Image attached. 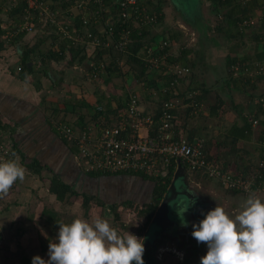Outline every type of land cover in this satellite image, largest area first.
<instances>
[{"label": "built area", "instance_id": "1", "mask_svg": "<svg viewBox=\"0 0 264 264\" xmlns=\"http://www.w3.org/2000/svg\"><path fill=\"white\" fill-rule=\"evenodd\" d=\"M239 1L243 7L253 2L256 4L246 14L237 15L236 31L241 37L250 31H254V35H260L257 40V51L262 52L264 51V31L259 29L264 25V0ZM19 2L26 6L22 7L23 13L17 23L10 29L9 26L3 27L4 41L9 43L17 35L36 33L39 29L48 31L52 38L55 37L57 45L59 42L66 43V50L77 46L83 49L87 56L86 74L93 81L105 75V68L109 64L107 59L110 57L109 54H104L101 59H98L97 47L104 49L106 53L116 51L125 59L132 51V49L128 50V44L133 43L130 37L131 30L150 28L154 34L153 26L157 24L160 17L159 13L148 12L147 0H108V2L64 0V2L56 3L48 2V0H13V7H16ZM110 5L114 8L110 9ZM115 16L122 19V24L125 26L118 36V41L113 39ZM76 17L82 21L81 28L74 24ZM90 26L94 34L86 31V28ZM138 35L143 36L140 31ZM151 38H154L151 33L142 38L148 43L140 47L137 52L142 55L140 58L148 71H151V74L176 77L170 83V89L160 87V91L165 93L168 90L173 97L163 103L157 117L151 113L146 114L141 109V99L134 89L138 82L129 81L124 85L125 108L116 111V119L113 120V116H109L112 124H104L101 116L82 128L77 124L63 122L57 124L56 128L62 137L68 143L76 145L78 149L76 156L85 171L103 174L131 172L165 179L169 177L170 168L173 167L170 176L173 179L178 168L182 166L189 179L193 180L192 182L196 181L194 177H202L216 181L218 186L229 191L247 197L252 194L258 196L259 192L264 190V159L259 161L252 173L232 174L223 171L216 161L205 157L202 152L203 138L199 137L194 143H190L186 133L177 132L174 125L179 115L176 113L184 112L187 108H192V113H195L202 104L196 99L199 95L197 90L185 92L183 98L179 97V90L176 89L178 78L190 77V69L170 60L174 52L173 43L169 37L156 38V42L152 43ZM114 62L118 67L124 63L119 57ZM241 66L244 67L242 70L244 75L253 79L264 75V62L252 60L236 62L232 65L230 72L233 78L238 77ZM252 67L255 69L253 70ZM122 70H125L123 66ZM185 100L190 101L185 102ZM257 102L264 109V97H258ZM96 111L103 112V109L99 106ZM252 124H258V118L254 115ZM261 129L263 130L264 127ZM9 133V129L0 133V162L13 159V142ZM261 144L264 147V141ZM161 182L163 183L162 180Z\"/></svg>", "mask_w": 264, "mask_h": 264}, {"label": "rangeland", "instance_id": "2", "mask_svg": "<svg viewBox=\"0 0 264 264\" xmlns=\"http://www.w3.org/2000/svg\"><path fill=\"white\" fill-rule=\"evenodd\" d=\"M166 2L168 5L173 4V0H168ZM19 4L20 2L18 5ZM187 5L188 9L186 10L187 13H185V16L182 11L176 12L178 19H182V17L186 18V23L183 24L185 26V33L182 36L180 32L174 31V36L178 40L182 41L183 45H187L186 48L190 49L198 57L199 60L196 65L199 72H201L200 74L202 80H206L209 85H212L210 90L209 88L211 86L207 87L208 90L207 93H205L206 95L208 94V91H211L209 95L211 94L210 98L212 100L209 99L210 101H208L206 97L204 99L202 98V106L197 109L195 113H192V111L188 113L190 118L188 117L187 119V126L193 125L197 128L198 133L201 137H203L204 141H212L214 147L218 146L220 150H215V148L213 151L215 154L218 152L223 155L224 151H233L231 155L226 154L230 158H233L231 162H227L228 167H225L226 162L224 160L218 162L223 171H228L233 174L235 173L236 159L237 161L240 157V159H244L246 154H243V152L251 153L250 151L254 150V153H257L260 144L257 142L256 145V142L254 141H249V144L245 145L238 142L232 143V138H229L231 137L230 135L227 136L228 131L224 128V126L230 129L233 124L230 120L231 117H235L236 119V117L239 118L246 115L252 119L254 114L257 115V112L260 111V106L254 103L252 99L259 96L264 97V83L258 82L255 88H247L245 92H240L233 89L232 85H228L227 82L224 83L223 80L212 83L213 78H210V75H212V68L209 73L208 66L213 63L215 65V69L218 68L220 76H223L226 68L224 65L226 62V56L229 52H231L232 47L239 44L238 41H242V43L238 45L240 47H234L233 49V51L237 54V57L243 58L248 56L249 58H253V55L255 54L253 44L254 31H250L240 38H228L229 32L233 33L234 29H230L227 33V28L225 27V16H223L225 13L224 10L218 9V11H213L210 3L206 0H189ZM0 6L4 10L3 13H0V25L5 27L10 22L8 13L13 7V0H0ZM39 39L44 41V45L48 49L52 41V36H50L48 31L39 29L36 33L34 32L28 34L21 39V41L17 42L20 46H18L19 49L15 50L18 53V56L17 53L16 56L20 58L24 47L32 44L34 45ZM179 42H177L178 47ZM260 46L262 45L260 44ZM12 51L15 54L14 49H12ZM34 60L37 61L36 68H42L40 61L37 58H34ZM252 60H254V58ZM49 64L47 69L50 73L53 72L54 69H59V67L62 68V65L50 68L51 66ZM18 65L19 64H17V67ZM17 69L18 68H16V70ZM84 72L86 74V71ZM32 82H34V84L36 83L34 80ZM198 94L201 96L200 90L198 91ZM217 97H219L221 102ZM213 112L216 114L212 115ZM179 115L181 120L187 118L184 116V112H180ZM216 116L220 117L218 118ZM261 124L264 127L263 122H260L258 118V124L254 125L255 129L258 130V133L262 128ZM258 135H260V137L262 136V134H257V137ZM254 160H256L255 163L258 161L257 155ZM60 162L63 170L61 172H56L55 170L56 175L61 174V179L63 181L67 180L66 182L70 183L72 188L75 189L77 193H80V190H82L80 179L85 178L84 174L82 173V178H80V173H78L75 178L74 176H71L67 179L68 175H75V171L70 170L72 159H62ZM54 168L56 169V167ZM255 169L256 168L254 167L251 170H248L247 173H252ZM51 174L46 171H42V175L45 178L39 177L40 175L32 178V176L26 171L24 180H17V182L12 186V189H10L9 193L1 198L0 264H24L22 262L23 259H26L29 264H32V259L35 256H39L45 261L49 259L48 246L50 242H55L59 232V225L47 222L46 215L41 214L40 210L42 208H44V210L48 209V211H56L55 213H57L59 223H71L76 218H82L91 222L98 216L107 219L110 225L121 235L128 231L139 238H143L145 247L144 253H149V256L154 259L155 264H200L201 257L205 256L208 251L207 245L205 243H197L195 239L190 242L191 240L189 241V238L192 236V225L198 224L207 214V210L205 211V209H201L203 188L205 186L212 188L214 191L213 195H215L218 202L221 201L222 203L224 201L225 194L217 196V193H222L223 191L233 193L232 191L218 186L216 181H210L202 177H194L199 181H194L196 183L195 184L192 182L193 180H190L191 185L183 188V190L185 191L189 189V191L194 193V197H198V199L191 202L188 195H177V199L170 202L168 205L169 212L166 213V221L154 223L152 221L153 218L147 222L144 215H139L133 209H128V207L126 208L120 205L118 210L113 212L112 209L107 206L101 207L100 205L94 203L95 199H101V196H104V194L111 196L112 192L115 193L117 191H120L122 194H129L133 192L134 195L141 196L144 189L142 190L137 187V184L120 181L114 177L109 179L101 178L102 180H88V182L83 186L86 188L85 190L87 193L93 192L94 201L90 202L87 210L82 206V199L80 197H72L70 200L58 202L53 194L51 195V193H47L46 186L49 185L48 176ZM188 178L190 177L188 176ZM44 179L46 180L44 181ZM148 181V185H151ZM199 182L202 183L201 186L197 185ZM17 187L18 190H21V188L23 189L21 192L23 196L17 199L12 198L13 200L10 199L7 201L12 192L17 191ZM218 190L222 192H218ZM201 192L202 194H200ZM231 193L229 194L231 195ZM95 194L101 195L96 196ZM29 195H32V199L26 198ZM236 198L242 197L236 196ZM111 200L112 199L109 198L106 199V201ZM214 200L215 199H209L207 202L209 203L210 201L212 204L217 201ZM15 202L19 203L12 207L14 209V213H12V215H5L4 212L7 211L9 205L11 207V205L15 204ZM232 203H226V208L229 206V208L233 209L235 205ZM189 204L190 206L188 207V210L183 213V217L178 215V208L186 207ZM107 205L110 206V204ZM205 206L207 208L209 207L207 204H205ZM225 212L227 211L225 210ZM115 213L117 215H115ZM181 223L187 224V226H181L182 229L177 227L180 226ZM163 226H166L165 229ZM173 228H175L174 234L177 233L175 231L186 234V236L181 238L180 242L179 240H172ZM158 233L161 235L165 234L167 237L166 239L171 240V244H167L166 247H163L162 245L164 243H162V240L164 237L161 238L158 236ZM175 242L176 247L174 245Z\"/></svg>", "mask_w": 264, "mask_h": 264}, {"label": "crops", "instance_id": "3", "mask_svg": "<svg viewBox=\"0 0 264 264\" xmlns=\"http://www.w3.org/2000/svg\"><path fill=\"white\" fill-rule=\"evenodd\" d=\"M166 1L168 0H161L162 10L160 13H162L161 14V17L163 19L161 22L162 24L158 28H156L154 34L151 32L152 36L156 37L157 39L158 38L164 39L166 37H169L171 34L174 36V31L180 32L182 36L185 33V26L183 24L186 23L185 21L186 18L182 17V19H178L176 12L182 11V13L185 16V13H187L186 10L188 9L187 3L189 2V0H173V4L171 5L170 4L168 5ZM173 41H172L173 43L172 50L174 52V55L171 57L170 60H173V62L181 64V62H178L176 60L181 58L183 53L182 49L186 48L187 45H181L183 44L182 41L178 40L176 37L174 38ZM177 42H179V47ZM52 43L53 44H50L48 49L45 47L44 42L41 44L40 47H38L39 55L41 59L46 56V53L50 49L52 48L57 49V43L54 41ZM32 45H29V47ZM18 46H20L18 45V43L7 44L5 45V49L3 50V53H0V121L2 125L5 126L7 129H9V131L11 132V139L16 147L15 150L16 157H18L19 163L26 168L28 174H30L32 178L38 176L37 174L32 172L31 169L26 167V165L32 163L33 160H36L41 168L39 177L45 178L42 175V171H46L50 174L52 173L51 175L48 176L49 185H50V178L52 176H57L61 179L60 176L61 174L56 175L55 173V170L56 172L58 171L61 172L63 170L60 160L72 159V162L70 164V170L75 171V175H68L67 179H69L71 176H74L75 178V176L78 173H80V178H82V173L84 174L85 178L80 179V183L82 186V190H80V193H86V194L89 193V192L87 193V191L85 190L86 188L83 186L85 183L88 182V180L91 179L102 180L101 178L109 179L114 177L115 179H118L120 181H127L131 184H137V187H139L142 190L144 189V191H142L141 196H136L134 195L133 192L129 194H122L120 191H117L115 193L112 192L111 196L104 194V196H101V199L105 204L107 202H108L107 204L110 205L130 202L138 205H144L145 203L150 202L152 198V190L154 183L148 180H143L139 176L125 175V174L100 176V177L88 176L87 172L85 171L82 163L77 158L76 154L72 153L71 150L64 145V143L60 140V137L56 134V131L53 128V122L54 120L61 119L65 123L71 125L77 123L79 124V122H82L83 124L89 123L93 121L95 115H97L95 108L98 105L103 108L109 106L111 113L110 114L107 113V114L109 116H112L113 113H116L118 109L122 108L124 101H126V92L124 90L125 88L124 85L127 84V82L129 81L138 82V85H136L134 89L137 95L139 96V98L141 99V109L143 111H146L148 109L150 110V103L156 100L154 99L156 98V91H158V88H160L161 86L160 83H163L164 81H160L158 83L156 82V80L151 82L150 79L149 81L146 80L145 82H139L138 77H136V73L130 72L129 66L127 65L124 66L125 69L124 76L121 75L118 77L117 76L112 77L109 79L108 83L104 82V79L107 77L106 75H103L99 81H90L88 80V77H86L87 75L84 72L86 71V60L79 65L78 63L71 60V52L70 50H66V49H65V54L63 56L64 58L62 60L58 62L51 61L49 64L51 66L50 68L52 67L55 68V66L57 65L58 67L62 65V68L59 67V69H54V71L50 73V71H48L47 69L48 67L47 64L46 66L47 72L46 74H43L40 73V70H42L43 68L37 69L36 68L37 61H35L34 63L35 73L29 75L24 80H20L16 76L17 74L16 68L19 62V57H17L18 53L15 50L19 49ZM12 49H14L15 54L13 53ZM40 57L38 56L36 58L39 60ZM184 58L186 60L185 63L187 64L186 66L183 64L181 65H183L184 67H188L192 75L189 79V83H190L189 87H193V88H197L198 90L199 89L201 90V86H202V89L208 90L207 87L211 86L209 88L210 90L212 88V85H209L206 82V80H202L200 74L201 72H199L197 68L196 64L198 63L197 61L199 60L198 57L190 49H188V53L185 55ZM208 67H209L208 69L209 73L212 68V75H210V78H213L212 83L220 81L222 80L221 78L224 77H225L224 79H227L226 68L223 76H220L218 68L215 69V65L213 63ZM153 75H157V73L156 74L152 73L150 77H152ZM33 80L36 81L35 84L34 82H32ZM187 85H185L184 87H187ZM210 92L211 91H208V94L206 95L204 94L205 96H203V99L206 97V99L210 101L209 100L211 99L210 98L211 94L209 95ZM244 118L248 121H251L250 131L245 132L243 135H239L237 137V140H234L233 137H229V138L233 139V143L238 142L245 145V144H249V141L250 142L254 141L256 142V145L257 142H259V144L262 146L261 144L262 138H260V135H258L257 137V134H262V132L260 131L261 129L259 130L258 133V130L255 129V126L252 124L251 117H247L246 115H243L242 117L239 118L236 117V119L235 117L230 118V120L233 122L230 129L224 126V128H226L228 131L227 136L229 135L231 136V133L234 134V132L236 133L238 132L239 134H241L240 130L244 127V121H243ZM259 147L257 153H254V150L250 151L251 153L243 152V154H246L245 158L240 159L241 158L240 157L239 160L236 162L238 163V168L241 169L239 170V172H243V171L248 172V170H251L254 167L256 168L257 163H255L256 160H254V158L257 155V160L260 161ZM22 160H24V162H22ZM52 165H56V166H52ZM54 167H56V169ZM45 180L46 179H44V181ZM66 181L67 180L63 182L70 184ZM147 181L151 185H148ZM196 181L198 182L199 180ZM201 184L202 183L199 182L197 185L201 186ZM48 186H46L47 187L46 191L47 193H50ZM203 189L204 190L202 191L203 198L201 199L202 202L201 209L202 210L205 209V211L207 210L206 212H209L210 209L214 210L216 206H220L227 211L226 213L230 217H234V215L237 214V212L241 209L244 201L247 198V196L238 193H234V192L231 193L224 191L222 192L218 190V192H222V193H217V196H221V194H225L224 195L225 198L222 203L221 201L218 202L215 195H213L214 191L212 190V188L205 186ZM16 190L19 192V194L17 191L15 192L13 191L12 194L8 197L7 201H9L12 198L17 199L23 196V194H21V192L23 191L22 188L21 190L20 189L18 190L17 187ZM202 192L200 194H202ZM229 193H231V195ZM17 194L19 197L17 196ZM192 194L194 196V193ZM88 195L94 196L93 192L89 193ZM95 195L100 196L101 194L99 195L95 194ZM236 196H241L242 198H236ZM31 197L32 195H29L26 198L32 199ZM258 197L261 198L262 201H264V190L259 192ZM107 198L112 200L106 201ZM195 199H198V197H194L192 201H194ZM209 199L210 200L215 199L214 201L216 200L217 201L211 204L210 201L209 203L207 202ZM232 202L235 205L234 208L233 209L229 208V206L226 208L225 206L227 205L226 203H232ZM18 203L15 202V204L11 205V207L9 205V208H7V211L4 212V214L12 215V213H14V209L12 207ZM205 204L209 206L208 207L209 210L205 206ZM43 210L44 208L40 210L41 214ZM181 226L182 223L180 226L177 227L182 229ZM165 227L166 226H164L163 228L165 229ZM174 229L175 228H173L172 240L173 241L179 240L180 242L181 238H183V236H186V234L178 231H175L177 233L174 234ZM158 236H160L161 238L164 237L162 240L163 241L162 243H164L162 245L163 247H166L167 244L168 245L171 244V240L166 239L167 237L165 236V234L161 235L160 233H158ZM192 240L194 241V238L191 236V238H189V241L192 242ZM175 244L176 242L174 243V245Z\"/></svg>", "mask_w": 264, "mask_h": 264}, {"label": "trees", "instance_id": "4", "mask_svg": "<svg viewBox=\"0 0 264 264\" xmlns=\"http://www.w3.org/2000/svg\"><path fill=\"white\" fill-rule=\"evenodd\" d=\"M59 1L64 2V0H48V2H54V3L59 2ZM206 1L210 3L213 11H218V9L225 11L223 16H225V23H226L225 27L227 28V33L229 32L230 29L231 30L234 29L233 33L229 32L228 38H231V37L232 38L233 37H239L240 38L241 36H239V34L237 33L236 28H235L236 22L238 20L237 15L246 14L249 10L252 9L253 6H255L256 3L255 2L249 3V5L247 7H243L239 0H206ZM104 2H108V0H104ZM146 3H147L146 6H147L148 12H150V13L154 12V13L160 14V17L158 19L157 24L155 26H153L154 29L156 30V28H158L162 24L161 22L163 20L161 17L162 13H160L162 10L161 0H152V1L147 0ZM63 5H65V4L63 3ZM25 6H26L25 4L24 5L20 4V5H17L16 7H12L9 10L8 14H9V21L10 22L6 25V26H9V29L12 25H14L15 23H17L20 20L21 13H23L22 7L24 8ZM110 6H111L110 9L114 8V6H112V5H110ZM3 11L4 10L0 6V13H3ZM81 22L82 21L78 17H76L74 20L75 26L76 27L78 26L79 28L82 27ZM113 22H114V24H113V33H114L113 39L118 41V36L121 34V32L123 31L125 26L122 24V19H119L117 16H115L113 18ZM130 27H131V25H130ZM259 30L264 31V25H262V27ZM86 31L92 32L94 34L93 28L91 26L87 27ZM138 31H140L142 33V35H143L142 37L140 35H138ZM4 33H5V30L0 25V53L3 52V50L5 49V45L17 43V42L21 41V39L25 36L24 33L17 35L16 37L12 38L9 43H6L3 39ZM150 33H151L150 28L146 29V30H143V29H138V30L132 29L131 30L130 37L133 39V43L128 44V46H129L128 50L132 49V51H130L131 54H129V53L127 54L126 59H124L116 51H110V53H106V51L104 49H99V47L96 48L98 59H101L104 56V54L110 55V57L107 59L109 61V64L105 68V75L107 76L104 79L105 83H108L109 79L112 77H116V76L118 77L121 75L124 76L125 74H124V71L122 70V66L124 67L125 65H127V66H129L130 72L136 73V77H138L139 82H145L146 80L149 81L150 79H151V82L155 81V80L158 83L160 81H164L163 83H160L161 84L160 87L161 88L165 87L167 89H170V83L176 77L172 76V75L168 76V75H162V74H157V75H153L152 77H150L151 71H148L145 63L141 60L140 57L142 55L137 53L138 50H140V47L142 48L144 45H146V43H148V41L142 40V38H144L146 35H148ZM259 37H260V35H258V34L253 36V40L256 42V43L255 42L253 43L254 44V51H255L253 58H254V61L262 63V62H264V51H262V52L257 51V48H258L257 40L259 39ZM174 38L175 37L172 34L169 36L170 41H173ZM151 39H152L150 41L151 43L156 42V37L151 38ZM53 41L56 42L55 37L52 38L51 44H53L52 43ZM43 42H44L43 40L39 39L34 45H32L30 47L25 46L24 50H22L20 58H19V62H18L19 65L17 67L18 69H17V74H16L17 78H19L20 80H24L29 75H32L33 73H35V70H34L35 60H34V58H36L38 56L40 57L38 47H40ZM238 42H239V44L235 45L234 46L235 48L240 47L238 45H240L242 43V41L241 42L238 41ZM181 45H183V44H181ZM234 47H232L231 52H229L226 56L225 66L227 69V76H226L227 79L222 78L223 82L224 83L227 82L228 85L229 84L232 85L233 89H236L240 92H245L247 88H254L256 86V84H258V82L264 83V75L261 77L257 76L255 79H253V77L244 75V73L242 71L244 67H242V66L240 69L241 72L239 71L240 73H239L237 78H233L231 76L230 68L232 67V65H235L236 62H251L253 59V58H249L248 56H245L243 58L237 57V54L233 51ZM65 48H66V43L65 42H59L57 45V49L52 48L46 53L45 57H43L42 59L40 57L39 58L40 64L43 68L42 70H40V73L46 74L47 71H46L45 67L51 61L58 62V61L62 60L64 58L63 56L65 54ZM182 50H183V53H182L181 58L176 60V61L181 62V64L186 66L187 63H185L186 60L184 57L188 53V49L183 48ZM70 52H71V60L78 63L79 65L82 64V62H84L87 59V56L85 55L83 49H81L78 46L70 48ZM117 57L121 58L123 61L125 60L122 66L118 67L117 65H115L114 61L116 60ZM171 61L173 62V60H171ZM177 64H179V63H177ZM183 65H181V66H183ZM252 68H253V70L255 69L254 67H252ZM191 76L192 75H191V71H190V77ZM190 77L178 78V84L176 85V89L179 90V97L180 98L184 97L185 92H188V91L194 92L195 90H198L197 88L189 87ZM88 80H90V79L88 78ZM99 80H96V81H99ZM90 81H93V80H90ZM217 82H219V81H217ZM185 85H187V87H184ZM185 90H187V91H185ZM200 91H201V96L199 95L196 97L197 101H199L198 103H200V101H202V98H203L202 96H205L204 94L207 93V90L202 89V86H201ZM172 97L173 96L170 94V91L167 90L164 93V92L160 91V88H158V91H156V98H154L156 100L153 101L152 103H150V110L148 109L144 112L146 114L151 113L155 117H157L160 114V110L163 107V103L168 101ZM217 98L219 99V97H217ZM257 98L258 97H254L252 99L253 102L256 104H258ZM189 101L185 100V102H189ZM219 101L221 102L220 99H219ZM125 103H126V101H124L122 108H125ZM107 107L106 108L102 107L103 112H97L96 111L97 115H95L94 120L101 116L100 118L104 119V121H103L104 124H106V125L112 124L113 122L109 119V115L107 114V113L110 114L111 110H110L109 106H107ZM98 108H99V105L96 106L95 109H98ZM71 110H73V109H71ZM192 110H193L192 108H187L184 110V116L187 117L184 120H181L180 115L178 113H176L177 115H179V118L176 119L177 120L175 123L176 125H174L175 129H177V132L182 131V132L187 134V139L190 143H194L196 141V139L199 137L203 138L198 133V130L196 127H194L193 125L187 126V123H188L187 119L189 117L188 113ZM180 112H182V111H180ZM214 114H216V113L213 112L212 115H214ZM112 116H113L112 119L114 120V119H116L117 114L113 113ZM254 116H255V118H259L260 122H263V124H264V109L261 106H260V111L257 112V115L254 114ZM216 117H218V116H216ZM243 121H244V127L240 130L241 134H239L238 132L237 133L234 132V134L231 133V137H233L234 140H237V137L239 135H243L245 132L250 131L251 121H248L245 118L243 119ZM61 122L65 123L61 119L54 120L53 128L55 129L56 134L60 137V140L64 143V145L68 149H70L72 153H75L77 155L78 149H77L76 145L74 143H68L62 137V135L60 134V131L56 128L57 124L61 123ZM65 124H68V123H65ZM79 124H81V125H79ZM79 124L77 123V125L82 128L89 123L83 124L82 122H79ZM5 130H7V128L5 126H3L1 121H0V133L2 131H5ZM261 132H262L263 137L261 136L260 138H262L261 141L263 142L264 141V139H263L264 138V130H261ZM9 134H11V132ZM233 139H232V143H233ZM213 147H214V144L212 141H209V142L204 141V144L202 145V150H203L202 152L205 155V157H207L208 159H212V160L216 161L217 163L224 160L226 162L225 167H228L227 162H231L233 158H230L227 155H231L233 151H230V150L224 151L223 155L218 153V152H216V154H215L213 152L214 149L216 148L215 150H218L219 147L218 146H215L214 148ZM15 150H16V147H15V144L13 143V152L14 153H15ZM259 153H260L259 154V158H260L259 160H261V159L263 160L264 159V147H262V146L259 147ZM235 159H236V157H235ZM238 160H239V158H238ZM22 162H24V160H22ZM236 162H237V159H236ZM258 162L259 161H257L256 163L258 164ZM26 167L31 169L32 172H34L35 174H37L39 176L41 168H40L39 163L36 160H33L32 163L26 165ZM239 170H241V169L238 168V165L236 163L235 173L239 172ZM172 172H173V167L170 168L169 177H165V179L161 178V177L156 178V177L139 175V174L131 173V172H129V173L123 172V173H117V174H103L101 172H91V171L87 172V175L90 177L112 176V175H120V174L123 175V174H125V175L139 176L143 180L151 181L152 183H154L153 190H152V198H151L150 202L145 203L144 205H138V204H134V203H130V202H124L121 204H113V205L108 206L101 199H95V201H94L93 196H90L86 193H77L76 190L73 189L70 184L63 182L57 176H52L50 178L49 192L55 196V199L58 202L70 200L72 197L73 198L80 197L82 199V206L87 210H88L90 202H92V201H94L95 204L100 205L101 207L102 206L103 207H105V206L109 207L110 209H112L113 212H115V210L117 211L118 207L120 205H122L126 208L128 207V209H130V210L133 209L139 215H144L146 218V221L149 222L153 218L155 211H156L158 205L160 204L162 197L164 196V194L166 193L168 187L170 186V184L172 182V179L170 178V176L172 175ZM243 172L247 173L246 171H243ZM263 178H264V175H263ZM161 180L163 181V183L161 182ZM42 214L46 215V219H47L46 221L47 222L53 223L55 225L59 224V219H58L57 213H55L54 211H48V209H45V210H43ZM115 215H117V214L115 213ZM143 260H144L145 264H155L154 259L149 256V253L143 254ZM22 262L24 264H29V262L26 259H23Z\"/></svg>", "mask_w": 264, "mask_h": 264}, {"label": "clouds", "instance_id": "5", "mask_svg": "<svg viewBox=\"0 0 264 264\" xmlns=\"http://www.w3.org/2000/svg\"><path fill=\"white\" fill-rule=\"evenodd\" d=\"M12 155L15 158L0 162V198L25 178L26 168ZM189 206L178 208V215L183 217ZM58 225V236L48 246L49 259L35 256L32 264H145L144 239L128 231L121 235L107 219L76 218ZM192 227V237L208 249L200 264H264V201L255 194L234 217L216 206Z\"/></svg>", "mask_w": 264, "mask_h": 264}, {"label": "water", "instance_id": "6", "mask_svg": "<svg viewBox=\"0 0 264 264\" xmlns=\"http://www.w3.org/2000/svg\"><path fill=\"white\" fill-rule=\"evenodd\" d=\"M221 85V84H220ZM191 185L188 176L186 175V172L182 166L178 168L176 173L174 174V177L172 179V182L170 186L168 187L164 198L162 197L158 209L155 211L153 222H165L166 221V213L169 212V203L176 200L177 195L180 194H186L190 197L191 202L194 199V196L191 191L183 190V188L188 187ZM183 191V192H181ZM164 227V226H163Z\"/></svg>", "mask_w": 264, "mask_h": 264}]
</instances>
